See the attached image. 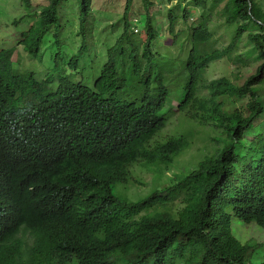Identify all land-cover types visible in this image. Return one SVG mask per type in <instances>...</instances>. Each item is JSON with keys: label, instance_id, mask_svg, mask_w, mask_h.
Instances as JSON below:
<instances>
[{"label": "trees", "instance_id": "16d2710c", "mask_svg": "<svg viewBox=\"0 0 264 264\" xmlns=\"http://www.w3.org/2000/svg\"><path fill=\"white\" fill-rule=\"evenodd\" d=\"M64 1L27 12L35 19L18 44L29 56L60 27ZM74 1L83 27L89 0ZM138 1L142 17L124 1L122 28L92 85L19 71L17 47L0 48V264H264L252 261L264 239L242 242L233 232L239 222L264 231V136L255 124L264 118V0ZM153 12L164 14L176 54L154 49ZM219 28L227 43L216 46ZM241 42L253 50L254 72L242 83L206 80L219 60L241 76ZM177 70L185 81L170 110L217 129L224 143L144 197L115 196L129 167L171 165L188 147L184 135L152 141Z\"/></svg>", "mask_w": 264, "mask_h": 264}, {"label": "rangeland", "instance_id": "374dc122", "mask_svg": "<svg viewBox=\"0 0 264 264\" xmlns=\"http://www.w3.org/2000/svg\"><path fill=\"white\" fill-rule=\"evenodd\" d=\"M49 0H29L30 7L25 9L21 0H0V48L17 47L19 61L15 68L19 71H32L38 78L52 76L54 82H59L60 78H68L73 81H81L83 84L92 85V77L97 65L105 60L107 46L111 45L117 37V32L122 28L119 19L123 12L125 0H89L88 16L84 26L81 27L79 14L74 0H65L58 8L60 27H51L44 35L40 45L39 53L31 57L18 44L21 34L26 31L35 19V16L26 15L27 12L38 11L42 5H46ZM165 8L175 3L185 5L189 0H159ZM156 0V4H161ZM181 5V6H182ZM162 10V8H159ZM143 11L138 0H134L132 13L140 14ZM156 20L155 30L160 34L154 49L165 54L170 52L176 54L177 46L171 45V39L167 30V21L164 14L153 12ZM195 11H191L188 23H192L196 17ZM137 17V19H139ZM136 23L135 20H132ZM215 22L219 18H214ZM119 23L118 28L114 23ZM250 28H254L249 24ZM139 29V27H134ZM183 24H179L177 29H184ZM55 34V36H54ZM216 46L227 43L223 36L222 28L217 29L214 36ZM178 45V44H177ZM84 48L81 50V47ZM239 53L248 61L245 67L241 68V76H237L239 71L236 64H230L227 60H219L210 63L206 68L204 77L206 80L227 76L232 81L242 83L251 73L254 72L257 62L253 61V50L245 42L239 43ZM79 50L82 55L78 58V63L73 68L70 67L73 55ZM172 83L170 96L162 109V114L166 118L165 126L155 135L153 142H160L172 135H184L188 142V147L181 152L171 165L153 168H143L140 164L132 165L129 170L131 178L127 183H116L112 185L111 192L115 196L136 200L144 197L153 189H158L164 183L170 181L174 174L184 172L186 169L193 168L196 163L204 156L214 152L216 147L223 145L224 141L219 137L220 131L210 125H198L186 118L183 112L171 111V106H175L177 98L181 95L180 86L183 84L184 74L177 70L171 77ZM181 78L182 80H176ZM169 81V82H170ZM167 82V83H169ZM56 85V84H55ZM264 102V98L261 99ZM240 107V103L236 104ZM261 118V117H260ZM260 124V132L264 136V118L256 121ZM215 139L218 140L215 141ZM185 173V172H184ZM181 173L179 176H183ZM173 174V175H172ZM178 176V177H179ZM172 177V178H171ZM256 226V225H255ZM253 224H234L233 232L242 242L255 243L257 240L264 239L263 228L255 227ZM264 254V243L257 247L252 255V261L258 262Z\"/></svg>", "mask_w": 264, "mask_h": 264}, {"label": "bare ground", "instance_id": "6f19581e", "mask_svg": "<svg viewBox=\"0 0 264 264\" xmlns=\"http://www.w3.org/2000/svg\"><path fill=\"white\" fill-rule=\"evenodd\" d=\"M130 168V167H129Z\"/></svg>", "mask_w": 264, "mask_h": 264}]
</instances>
